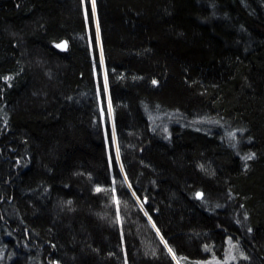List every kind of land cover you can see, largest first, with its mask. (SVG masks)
I'll return each mask as SVG.
<instances>
[{"label":"trees","instance_id":"trees-1","mask_svg":"<svg viewBox=\"0 0 264 264\" xmlns=\"http://www.w3.org/2000/svg\"><path fill=\"white\" fill-rule=\"evenodd\" d=\"M229 243L264 264V0H0V264Z\"/></svg>","mask_w":264,"mask_h":264},{"label":"rangeland","instance_id":"rangeland-1","mask_svg":"<svg viewBox=\"0 0 264 264\" xmlns=\"http://www.w3.org/2000/svg\"><path fill=\"white\" fill-rule=\"evenodd\" d=\"M90 4L91 6H93V0H90ZM102 75H103V79H104V86H105V72L104 69L102 68ZM106 107H107V120H108V124H109V131L111 132V139H112V145L110 144L108 138L106 137V146L108 147V156L110 157H114L116 160V164L123 176V179H125L121 165H120V161H119V156H118V150H117V146H116V142H115V135H114V129H113V120H112V111H111V106H110V102H109V98L106 94ZM111 147L113 148V152L111 151ZM110 149V150H109ZM169 247H168V251H169ZM170 255L172 256V259L174 261L175 264H182L180 262V260L174 255V253L171 251H169ZM235 261V251L232 247V244L229 243L228 247L226 248L225 254L223 256L222 259H216V257H211L207 260H199V261H194V264H231L232 262Z\"/></svg>","mask_w":264,"mask_h":264},{"label":"snow or ice","instance_id":"snow-or-ice-1","mask_svg":"<svg viewBox=\"0 0 264 264\" xmlns=\"http://www.w3.org/2000/svg\"><path fill=\"white\" fill-rule=\"evenodd\" d=\"M57 47H61V45H57ZM5 79H10V78H5ZM153 83H155V81H154ZM253 156H254V154L249 155V156L245 157V159H246V160H250V159L253 158ZM100 190H101V189H97V191H100ZM198 195H199V194H198ZM249 231H251V230H249ZM169 251L171 252V249H169Z\"/></svg>","mask_w":264,"mask_h":264},{"label":"water","instance_id":"water-1","mask_svg":"<svg viewBox=\"0 0 264 264\" xmlns=\"http://www.w3.org/2000/svg\"><path fill=\"white\" fill-rule=\"evenodd\" d=\"M58 45H61V47L62 46H64L65 45V42L64 41H62L60 44H58ZM200 195V194H199Z\"/></svg>","mask_w":264,"mask_h":264}]
</instances>
